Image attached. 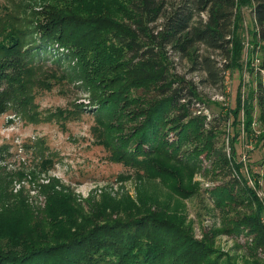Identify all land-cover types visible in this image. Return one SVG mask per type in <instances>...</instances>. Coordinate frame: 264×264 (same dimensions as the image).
Returning <instances> with one entry per match:
<instances>
[{
	"label": "trees",
	"instance_id": "obj_1",
	"mask_svg": "<svg viewBox=\"0 0 264 264\" xmlns=\"http://www.w3.org/2000/svg\"><path fill=\"white\" fill-rule=\"evenodd\" d=\"M77 2L74 11L96 17H79L74 11L56 15L50 8L30 22L2 12L0 5V113L14 110L29 116L38 85L52 90L66 78L81 81L80 87L101 83L107 92L96 98V111L110 133L106 144L113 157L139 165L151 179L190 178L202 148L213 146L227 121L222 114L205 113L209 101L202 89L224 86L238 47L241 4L251 6L254 18L251 51L259 63L250 70L254 97L264 111V0ZM49 60L66 61L68 69L62 74L46 69ZM95 79L100 83L93 86ZM117 101L123 109L131 105L130 110L115 111ZM80 112L82 108L67 114L61 109L53 115L73 118ZM127 115L132 126L114 135L115 126L107 120H125ZM194 140L198 143L182 158L181 150ZM52 189L46 216L34 221L23 203L0 198V264H239L228 261L214 245L194 239L168 215L167 207L152 209L146 202L134 205L107 196L85 208ZM245 199L227 187L216 197L220 205L245 204ZM263 216L258 209L241 222L254 234L251 250L258 264L264 259L257 254L264 252Z\"/></svg>",
	"mask_w": 264,
	"mask_h": 264
},
{
	"label": "rangeland",
	"instance_id": "obj_2",
	"mask_svg": "<svg viewBox=\"0 0 264 264\" xmlns=\"http://www.w3.org/2000/svg\"><path fill=\"white\" fill-rule=\"evenodd\" d=\"M77 1L0 0V5L2 12L9 10L30 22L43 18L41 15L50 8L48 12L56 15L75 12L79 17H96L88 11H74L72 6ZM250 7L241 4L239 8L235 41L238 47L224 86L202 89L209 101L205 113L222 114L227 121L213 146L202 148L192 177L151 179L149 171L139 165L115 159L106 144L110 135L107 125L96 111V98L107 92L104 85L95 79L93 86L100 83L99 86L80 87L81 81L75 84L66 78L52 90L35 87L36 96L31 100L34 105L27 109L29 116L14 110L0 113L1 200L23 203L30 209V217L34 215L33 221L46 216L48 194L53 193L49 187L72 196L75 204L85 208L102 203L107 196L134 205L146 202L152 209L159 205L167 207L168 215L182 223L194 239L214 245L228 261L258 264L259 259L251 250L254 234L241 223L258 209L264 214V111L254 97L255 76L250 70L259 63L251 51L254 18ZM44 65L60 74L68 69L66 61L57 64L49 60ZM262 74L264 77V70ZM117 104L118 113L130 110L131 105L123 109L122 102ZM81 108L82 112L73 118L53 115L57 110L67 114ZM126 118L107 120L108 126H115L114 135L130 129L132 118ZM170 137L175 138L173 131ZM197 143L190 142L180 156L183 158L185 150H193ZM161 173L165 176L167 172ZM222 187L232 188L235 197L242 199L245 195L248 200H244L245 204L233 201L220 205L216 197ZM257 254L264 257L262 250ZM259 264H264V259Z\"/></svg>",
	"mask_w": 264,
	"mask_h": 264
}]
</instances>
